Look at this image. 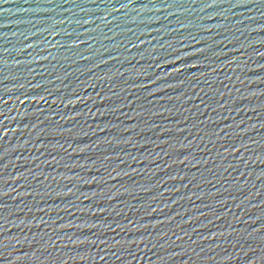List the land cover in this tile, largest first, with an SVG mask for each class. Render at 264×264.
<instances>
[{
	"label": "water",
	"instance_id": "1",
	"mask_svg": "<svg viewBox=\"0 0 264 264\" xmlns=\"http://www.w3.org/2000/svg\"><path fill=\"white\" fill-rule=\"evenodd\" d=\"M0 264H264V0H0Z\"/></svg>",
	"mask_w": 264,
	"mask_h": 264
}]
</instances>
